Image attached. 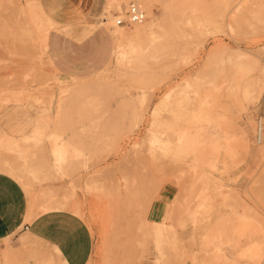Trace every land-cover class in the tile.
I'll list each match as a JSON object with an SVG mask.
<instances>
[{"label":"rangeland","instance_id":"rangeland-1","mask_svg":"<svg viewBox=\"0 0 264 264\" xmlns=\"http://www.w3.org/2000/svg\"><path fill=\"white\" fill-rule=\"evenodd\" d=\"M60 2L0 0V169L29 211L79 214L87 264H264V0H82L65 22ZM130 3L154 34L114 25ZM0 264L61 263L20 231Z\"/></svg>","mask_w":264,"mask_h":264},{"label":"crops","instance_id":"crops-1","mask_svg":"<svg viewBox=\"0 0 264 264\" xmlns=\"http://www.w3.org/2000/svg\"><path fill=\"white\" fill-rule=\"evenodd\" d=\"M81 3L82 0L55 3V19L65 22L76 18ZM161 211L158 209L157 214ZM20 231L51 248L61 264H87L90 259L92 237L80 216L64 209L31 213L22 185L13 176L0 172V241Z\"/></svg>","mask_w":264,"mask_h":264},{"label":"bare ground","instance_id":"bare-ground-1","mask_svg":"<svg viewBox=\"0 0 264 264\" xmlns=\"http://www.w3.org/2000/svg\"><path fill=\"white\" fill-rule=\"evenodd\" d=\"M118 1V0H117ZM137 1H139V2H141V3H143L144 5H147L149 2H150V0H137ZM14 2V1H13ZM15 4H17V3H15ZM19 5H20V3H18ZM22 4V3H21ZM30 6V5H29ZM21 7V6H20ZM19 7V8H20ZM31 7V6H30ZM36 6H34V8H35ZM15 8V10H16V8L17 7H14ZM33 8V9H34ZM23 9H25V8H23ZM27 9V8H26ZM40 9H42V8H40ZM40 9H38V10H40ZM33 11H35V10H33ZM32 12V11H31ZM30 12V13H31ZM13 13H15V12H13ZM25 13V12H24ZM28 14H29V12H27ZM35 13H36V11H35ZM41 13V12H40ZM27 14V15H28ZM32 14V13H31ZM30 14V15H31ZM37 14V13H36ZM43 14V13H42ZM151 14V13H150ZM16 15H17V12H16ZM18 15H19V12H18ZM18 15L17 16H15V17H18ZM26 15V14H25ZM26 15V16H27ZM39 15V14H38ZM42 16V15H41ZM225 15H224V13H220V12H215V13H213V19H214V21L216 22V20H219V19H221V18H223ZM227 16V15H226ZM43 17V16H42ZM46 17V16H45ZM13 18V17H12ZM19 18H21V17H19ZM28 19V16L27 17H24V20H27ZM32 18V17H31ZM44 18V17H43ZM43 18L40 20V21H42L43 20ZM33 19H34V16H33ZM29 20H30V18H29ZM32 20V19H31ZM30 20V21H31ZM47 20V19H46ZM32 21H34V20H32ZM48 21V20H47ZM46 21V22H47ZM39 22V21H38ZM49 22V24H51V21H48ZM16 23V22H15ZM18 23V22H17ZM25 23H28V22H26L25 21ZM30 23V22H29ZM28 23V24H29ZM37 23V22H36ZM101 23V22H100ZM102 23H103V25L104 24H108L109 23V21L106 19V18H103L102 19ZM28 24H26V28H27V25ZM38 24V23H37ZM42 24V23H41ZM44 24H47V23H44ZM43 24V25H44ZM49 24H47V27H48V25ZM21 25V24H20ZM42 25V26H43ZM101 25V24H100ZM24 26V25H23ZM28 26H31V25H28ZM46 26V25H45ZM44 26V28H47V27H45ZM50 26V25H49ZM89 25H87V27H88ZM25 27V26H24ZM62 27V26H61ZM91 27V26H90ZM20 28V27H19ZM25 28V29H26ZM33 28V27H32ZM42 28V27H41ZM43 28V29H44ZM73 28V27H72ZM77 28V27H76ZM86 28V27H85ZM94 28V27H93ZM97 28V27H96ZM117 28V27H116ZM21 29V28H20ZM23 29V28H22ZM21 29V31H22V33H23V30ZM50 29V28H49ZM48 29V30H49ZM81 29V32H82V28H80ZM83 29H84V27H83ZM30 30V29H29ZM47 30V31H48ZM54 30V29H53ZM65 30H67V28L65 29ZM88 30V29H87ZM94 30V29H93ZM12 31V30H11ZM14 31V30H13ZM18 31H20V30H18ZM27 31V30H26ZM73 31V30H72ZM116 31V37H117V40L118 41H122L123 39H124V36L121 34V30H119V29H116L115 30ZM29 32V31H28ZM30 32L32 33V30H30ZM34 32H37L38 33V31H34ZM41 32H42V30H41ZM68 32H71V31H68ZM90 32H91V30H90ZM154 29H153V27H152V25L151 24H147L146 23V21H144L143 23H141V24H139V25H137V30H136V36H140V35H142V34H146V36H148V35H152V34H154ZM11 33H13V32H11ZM65 33H66V31H65ZM9 34V33H8ZM39 34H41V33H39ZM70 34V33H69ZM79 34H81V33H79ZM83 34V36H84V32L82 33ZM82 34L80 35V36H82ZM86 34H88V32H86ZM10 35V34H9ZM13 35V34H12ZM24 35H25V33H24ZM24 35L22 36V37H24ZM29 35H31L30 33H29ZM41 35H44L43 33L41 34ZM90 35V34H89ZM26 36H27V34H26ZM47 36V35H46ZM88 36V35H87ZM28 37V36H27ZM30 37V36H29ZM28 37V38H29ZM39 37V36H38ZM37 37V39H39ZM75 37V36H74ZM79 37V36H78ZM85 37H86V35H85ZM24 38H26V37H24ZM31 38V37H30ZM44 38V37H43ZM81 38H83V37H81ZM81 38H79V39H81ZM11 39V38H10ZM34 39V38H33ZM45 39V38H44ZM5 40L6 41H8L7 40V36H6V38H5ZM18 40V39H17ZM41 40V39H40ZM39 40V42H37V48H39V45H38V43H40L41 41ZM47 40V39H46ZM24 41V40H23ZM28 41V40H27ZM31 41V40H30ZM37 41V40H36ZM43 41V40H42ZM2 42V41H1ZM9 42V41H8ZM21 42V41H20ZM44 42V41H43ZM45 42H47V41H45ZM5 43V42H4ZM18 43V42H17ZM30 43V42H29ZM33 43V42H32ZM22 44V43H21ZM21 44H19V46H23V45H21ZM24 44V43H23ZM34 44V43H33ZM44 45H45V43H43ZM9 46H12V45H10L9 44ZM8 46V47H9ZM15 46V45H14ZM31 46V45H30ZM35 47V46H34ZM40 47H42V45L40 46ZM12 48V47H11ZM14 48V47H13ZM43 48V47H42ZM45 48V47H44ZM19 49L20 48H18V51H19ZM41 49V48H40ZM15 50V49H14ZM13 50V51H14ZM22 50H24V49H22ZM34 50H36L35 48H34ZM46 50V49H45ZM10 51V54H12L13 53V51H12V53H11V50H8V52ZM17 51V50H16ZM17 51V54L19 53ZM163 51V49H162V47H156V48H153V50L151 51V54H150V56H155L157 53H159V52H162ZM15 52V51H14ZM26 52H27V50H26ZM43 52V51H42ZM47 52V51H46ZM20 53H22V52H20ZM45 54V53H44ZM28 55V54H27ZM13 56H14V54H13ZM17 56H19V55H17ZM21 56H22V54H21ZM30 56V55H29ZM12 57V56H11ZM16 57V56H15ZM12 59H14V57L12 58ZM16 62V61H15ZM15 62H13V63H15ZM21 62V61H20ZM18 63V61L16 62V64ZM34 63V62H33ZM24 64V63H23ZM3 67V66H2ZM1 77H3L2 75H1ZM253 79H254V83H255V86H259V87H262V86H264V66H261V67H258V69L256 70V72H255V74H254V77H253ZM24 80V79H23ZM92 81V80H91ZM97 81V80H96ZM78 83H79V81H78ZM97 84V83H96ZM99 84V83H98ZM72 85V84H71ZM70 87V86H69ZM79 87H80V85H79ZM62 88V87H61ZM77 88V87H76ZM259 89V88H258ZM261 89V88H260ZM67 90V89H66ZM74 91V90H73ZM64 92V91H63ZM66 92V91H65ZM71 92H72V90H71ZM60 93H61V91H60ZM180 103V102H179ZM32 129V128H31ZM37 129V128H36ZM35 129V130H36ZM38 131V130H37ZM6 137V136H5ZM263 138H264V134L262 133V135H261V141L263 140ZM7 139V138H6ZM8 139H9V136H8ZM11 140V139H10ZM185 141H186V147H191V143H192V140H189V139H187V138H185ZM260 141V142H261ZM2 142H4V141H2ZM11 142L13 143V141L11 140ZM15 142V141H14ZM17 142V141H16ZM15 142V143H16ZM1 143V142H0ZM5 143H7V142H5ZM10 143V142H9ZM4 144V143H3ZM8 145H10V144H8ZM17 145V144H16ZM11 146V145H10ZM55 160H56V164L58 165V163H59V165H60V158H55ZM0 172H4V173H7V174H9V175H12L11 173H9L8 171L6 172L5 170H1L0 169ZM15 179H17V178H15ZM62 205V204H61ZM63 206H67V203H64V205H62V207ZM70 206V205H69ZM75 206V205H74ZM78 206V205H77ZM64 208H66V207H64ZM59 210V209H62L60 206H56V205H52V202H49V203H47V205H44V208H43V210L42 211H39V212H46V211H49V210ZM69 209V208H68ZM65 210V209H64ZM75 210V209H74ZM81 210V209H80ZM33 207H30V212H32L33 213ZM76 211H78L77 209H76ZM73 212V211H72ZM36 213V212H35ZM73 213H75V212H73ZM77 215H79V214H77Z\"/></svg>","mask_w":264,"mask_h":264},{"label":"built area","instance_id":"built-area-1","mask_svg":"<svg viewBox=\"0 0 264 264\" xmlns=\"http://www.w3.org/2000/svg\"><path fill=\"white\" fill-rule=\"evenodd\" d=\"M146 20V12L136 3H130L123 14L116 15L114 17V25L117 27H128L132 25H138ZM263 118H259L257 127V142L260 143L261 135L264 131Z\"/></svg>","mask_w":264,"mask_h":264}]
</instances>
